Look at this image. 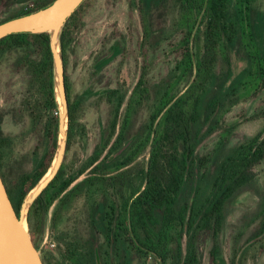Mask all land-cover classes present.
Returning a JSON list of instances; mask_svg holds the SVG:
<instances>
[{"label":"rangeland","instance_id":"374dc122","mask_svg":"<svg viewBox=\"0 0 264 264\" xmlns=\"http://www.w3.org/2000/svg\"><path fill=\"white\" fill-rule=\"evenodd\" d=\"M34 1L0 0V21L30 8ZM199 2L205 5L207 0ZM226 2L237 33L232 45L223 37L217 40L215 71L222 76L218 90L224 93L234 87L237 72L243 70L244 75L237 102L220 111L213 131L207 134L206 128L197 145L198 156L205 159L193 179L199 182V198L206 195L217 166L235 147L264 136V0ZM197 4V0L194 6L184 0H86L79 11L78 29L64 53L67 94L75 107L73 136L61 164L63 174L44 194L47 210L27 216L28 233L43 264H159L158 255L140 257L143 240L139 234L138 241L134 239L138 230L134 203L153 132L162 127L161 121L150 126V118L171 97L189 103L196 93L192 86L198 79L187 71L183 55L199 16ZM200 30L192 33L197 60L203 50ZM30 52L25 56L11 48L0 53V113L6 115L1 124L6 136L1 171L6 184L23 174L30 176L37 161L46 163L53 153V136L41 137L45 116L33 124L19 111L24 97L29 95L34 103L47 97L37 91L40 81L32 80L27 66L30 61L41 62L42 54L36 46ZM115 110L117 125L105 144ZM89 162L93 163L87 166ZM255 174L251 184L225 202L215 242L210 232L195 237L192 251L200 264H213L209 252L214 245L225 262L242 247L245 255L239 264H264V236L252 246L246 244L264 219V159ZM71 176L76 178L60 191L61 182ZM122 176L129 178V187L120 181L113 187L107 184L109 178ZM183 194L187 200L189 194ZM126 234L131 242L120 241ZM162 238L156 252L167 258L165 264L187 255L189 239L179 226L169 227Z\"/></svg>","mask_w":264,"mask_h":264},{"label":"trees","instance_id":"16d2710c","mask_svg":"<svg viewBox=\"0 0 264 264\" xmlns=\"http://www.w3.org/2000/svg\"><path fill=\"white\" fill-rule=\"evenodd\" d=\"M52 1L35 0L30 8H25L7 19L40 10L47 7ZM85 1L68 18L62 30L60 45L63 65L65 63V48L71 43L73 33L78 29L79 11ZM184 1L189 6H194L196 3V0ZM197 2L199 16L191 26V32L188 33L189 38L186 45L190 44V46L185 49L183 55V59L188 63L187 71L190 74L194 72V76L196 74L195 78L198 79L193 81L192 86V90H196V93L189 103H183L179 98L173 100V97H171L150 118V126L159 125L161 121L162 127L159 131L154 130L153 132L155 137L152 140L153 143H150L147 164L144 170L141 171L140 185L137 186V190L140 187V192L139 196L137 194L134 203V226L135 229H138L134 239L138 241L137 234H139L143 240L141 244L143 250H140L142 254L140 257L145 260L147 255H158L160 258L159 264H165L167 258L157 254V243L162 245V233H165L173 225L179 226L180 233L188 236L189 250L184 257L173 258L172 264H199L195 252L192 251L195 237L199 233L210 232L215 242L223 223L225 202L240 188L254 181L255 167L264 159V136L260 138L259 135H256L249 142L238 145L217 166L214 179L210 183L206 195L199 198V182H194L193 179L195 174L198 175L205 159L198 156L196 152L197 145L204 131L206 132V128L207 134L213 131V123L216 122V117L220 111L237 102L238 89L241 84L240 79L243 77L244 72L241 70L234 75V78L236 77L234 87H229L224 93L218 90V86L221 87V85L220 82L218 85L217 81H220L222 76L215 71L217 63L215 47L220 37H223L226 42L232 45L237 33V23L227 11L225 5L228 3L226 0H207L205 5L199 0ZM200 28L204 38L203 50L197 60V56L192 50L195 40L192 33L198 32ZM32 46L39 48L43 58L41 62L37 63L30 61L27 66L30 73L34 75L32 80L40 81L36 84L37 91L47 90L46 93L48 92L43 105L47 114L44 128L47 136H53L51 148V152H53L56 140V116L54 114L56 110L51 91V56L47 33L11 34L0 40V51L13 48L21 50L25 56L31 55ZM262 61L264 63V53ZM64 80L69 118L66 141V149H68L75 125V107L69 102L67 94L65 65ZM120 103L121 101L117 100L116 106H119ZM157 118H161L159 122ZM32 121L34 122L33 117ZM116 125L115 110L109 124V134L105 139V144L113 136ZM133 154L134 152H131L128 156L131 158ZM51 156L50 153L47 162L36 166L30 176L23 174L17 181L10 182V184L5 183V176L0 165L1 178L16 213L23 195L44 172ZM92 163L89 162L87 166ZM87 166L80 169L78 173L81 174ZM62 174L63 169L60 166L53 180L30 206L29 214L32 213L36 216L41 209L47 210L49 203L44 200V194ZM75 178L76 176H71L61 182L58 189L60 191L64 190ZM116 181H120L119 185L125 182L129 187V178L126 176L109 178L107 184L113 187L117 184ZM183 193L189 194L187 200L182 198V195H186ZM262 225L263 228H261L260 234H264V221ZM120 241L131 242V237L126 234L125 238ZM34 246L37 248L38 245ZM209 254L212 259L219 257L216 245L211 248Z\"/></svg>","mask_w":264,"mask_h":264},{"label":"water","instance_id":"95a60500","mask_svg":"<svg viewBox=\"0 0 264 264\" xmlns=\"http://www.w3.org/2000/svg\"><path fill=\"white\" fill-rule=\"evenodd\" d=\"M85 0H53L47 7L0 22V39L11 34L47 33L51 56V91L56 110V140L50 161L37 181L23 195L17 213L0 177V264H43L27 229L32 203L58 172L66 150L68 102L60 36L68 18Z\"/></svg>","mask_w":264,"mask_h":264},{"label":"flooded vegetation","instance_id":"af4514ba","mask_svg":"<svg viewBox=\"0 0 264 264\" xmlns=\"http://www.w3.org/2000/svg\"><path fill=\"white\" fill-rule=\"evenodd\" d=\"M10 49L11 48H8L6 50H2V51H0V53L7 52ZM46 91L45 90L43 91L45 95H47V93H48V92L45 93ZM39 93H41V91H39ZM29 97H30L29 95H28V98L24 97V99H22V101L18 104L19 107H20L19 111H21L22 113H25V115H27V117L29 119H31V121H32V117H33V119H34V122L32 121L33 124H39L41 119L43 118V116H45V118H47V114H46V112H45V110L43 108V105L45 104V100L42 103H39L40 101H38L37 103H34V102H31V100H29ZM19 111H18V113H20ZM3 117H6V115L3 116V114L0 113V148H1L0 152H1L2 148H3V146H4V141H5V137H6V136L5 137L2 136V134H1V133H3L2 132L3 129L1 128L2 121L4 120ZM45 122H46V119H45L44 123L41 126V137L47 136L46 133H45V128H44ZM45 156H46V153L44 154V156H43L44 158L43 159H45ZM1 159H2V153L0 154V165H1ZM42 161H43L42 159L38 160L37 163H36V166L41 164ZM1 173L2 172L0 171V177L2 175ZM118 197H119V195H118ZM263 213H264V211H263ZM28 214H29V212H28ZM263 216H264V214H263ZM263 221H264V219L261 222H259L258 231L256 233H254L252 236H250V238L247 240L246 244L248 246H252L253 243L255 241H257V239H259L260 237L264 236V234H260V230H261V228H263V225H262ZM31 239H33V238L31 237ZM32 242H33V240H32ZM33 244L35 245V243H33ZM244 255H245V251H244V249L242 247H240L239 250L237 252H234V255L232 254L228 258V260L226 262L223 260L222 257H216V258L212 259L211 256H210V259H211V262L213 264H239V259H241ZM199 264H200V262H199Z\"/></svg>","mask_w":264,"mask_h":264},{"label":"built area","instance_id":"2783aa9c","mask_svg":"<svg viewBox=\"0 0 264 264\" xmlns=\"http://www.w3.org/2000/svg\"><path fill=\"white\" fill-rule=\"evenodd\" d=\"M54 114L56 115V112H54ZM44 242H45V240H44Z\"/></svg>","mask_w":264,"mask_h":264}]
</instances>
